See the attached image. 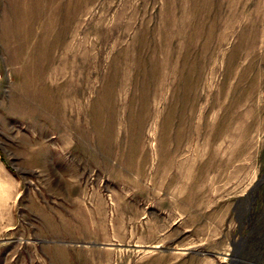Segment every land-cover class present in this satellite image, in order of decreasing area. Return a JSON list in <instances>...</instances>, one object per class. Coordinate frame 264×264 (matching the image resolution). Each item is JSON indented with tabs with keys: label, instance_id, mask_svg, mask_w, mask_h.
<instances>
[{
	"label": "rangeland",
	"instance_id": "1",
	"mask_svg": "<svg viewBox=\"0 0 264 264\" xmlns=\"http://www.w3.org/2000/svg\"><path fill=\"white\" fill-rule=\"evenodd\" d=\"M0 264H264V0H0Z\"/></svg>",
	"mask_w": 264,
	"mask_h": 264
}]
</instances>
